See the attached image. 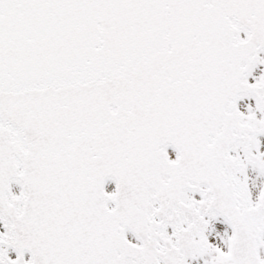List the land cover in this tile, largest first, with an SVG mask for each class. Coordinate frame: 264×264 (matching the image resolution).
Listing matches in <instances>:
<instances>
[{"label": "snow or ice", "instance_id": "obj_1", "mask_svg": "<svg viewBox=\"0 0 264 264\" xmlns=\"http://www.w3.org/2000/svg\"><path fill=\"white\" fill-rule=\"evenodd\" d=\"M0 264H264V0H0Z\"/></svg>", "mask_w": 264, "mask_h": 264}]
</instances>
